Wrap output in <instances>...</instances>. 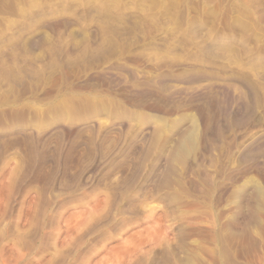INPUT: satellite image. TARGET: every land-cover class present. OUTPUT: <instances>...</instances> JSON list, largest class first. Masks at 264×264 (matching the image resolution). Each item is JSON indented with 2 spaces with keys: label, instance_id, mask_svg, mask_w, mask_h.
I'll list each match as a JSON object with an SVG mask.
<instances>
[{
  "label": "rangeland",
  "instance_id": "374dc122",
  "mask_svg": "<svg viewBox=\"0 0 264 264\" xmlns=\"http://www.w3.org/2000/svg\"><path fill=\"white\" fill-rule=\"evenodd\" d=\"M113 60L120 64L102 70ZM188 69L201 79L211 74L210 84L148 82ZM10 102L26 106L29 125L45 134L30 144L0 130V264H133V253L154 237L172 245L179 264H222L205 237L214 229L233 263L264 264V193L257 189L264 192V0H0V105ZM77 109L105 123L121 112L131 126L123 136L80 126L62 133L68 123L54 119ZM193 117L202 135L197 150L172 162L186 193L164 189L140 203L155 220L168 209L187 219L115 214L100 231L82 223V212L102 202L133 161L141 165L135 191L151 188L154 160L171 161ZM4 124L0 119V129ZM148 126L145 141L155 151L145 159L131 144L144 142L135 135ZM116 137L130 146L99 164ZM72 180L86 183L80 190Z\"/></svg>",
  "mask_w": 264,
  "mask_h": 264
},
{
  "label": "bare ground",
  "instance_id": "6f19581e",
  "mask_svg": "<svg viewBox=\"0 0 264 264\" xmlns=\"http://www.w3.org/2000/svg\"><path fill=\"white\" fill-rule=\"evenodd\" d=\"M124 56V55H123ZM112 60V59H111ZM119 60V59H118ZM110 61V62H107V63H103L106 64L105 67L102 68V70H105V68H112L113 66H116V65H119V61ZM123 64V63H122ZM3 66V65H2ZM116 68V67H115ZM90 69V68H89ZM92 69V68H91ZM93 70V69H92ZM102 72V71H101ZM104 72V71H103ZM165 72V71H164ZM28 73V72H27ZM97 73V72H96ZM138 73V72H137ZM136 73V74H137ZM21 74V73H20ZM175 74V73H174ZM204 74V73H203ZM26 75V74H25ZM132 75H135V72H132ZM141 75V74H140ZM156 75V74H154ZM202 76V72H199V74L197 72H194L190 69L188 70H184L183 72L179 73L178 75H173V74H164V75H160V76H156V77H153L151 78V80H149L148 82H163V81H170L172 83H185L184 81H195V82H199L197 83V85L199 84V86L201 87L203 84L202 81H205L204 83L206 84L207 83V79L208 77L210 78L212 75L211 74H207L203 79L199 78ZM205 75V74H204ZM137 76V75H136ZM135 76V77H136ZM153 76V75H152ZM151 76V77H152ZM197 76H199L197 78ZM208 76V77H207ZM224 76V75H223ZM21 77V76H20ZM85 77V76H84ZM131 77V76H130ZM134 77V78H135ZM139 77V76H138ZM143 77V76H142ZM141 77V79H142ZM144 77H146V75H144ZM81 79V78H80ZM79 79V80H80ZM137 79V78H136ZM20 80V79H18ZM140 80V77L137 79V81ZM215 80V79H214ZM234 80V79H233ZM12 81V80H11ZM15 81V80H14ZM17 81V80H16ZM27 81V80H26ZM135 81V80H133ZM143 81V80H142ZM188 81V82H189ZM192 81V82H193ZM216 81V80H215ZM18 83L20 81H17ZM125 82V81H124ZM141 82V81H140ZM202 82V83H201ZM209 82V81H208ZM213 83V81H210ZM133 83V82H132ZM143 83V82H142ZM166 83V82H164ZM172 83H170V85H172V88L174 90H177L179 87H177V84L173 85ZM187 84V83H186ZM202 84V85H201ZM208 84V83H207ZM210 84V83H209ZM208 84V85H209ZM166 85V84H165ZM17 86V85H16ZM137 86V85H136ZM144 86V85H143ZM180 86V85H179ZM141 87V86H140ZM171 87V86H170ZM168 87V88H170ZM198 87V86H197ZM204 87V86H203ZM229 87V86H228ZM131 88V87H130ZM143 88V87H141ZM160 88V87H159ZM170 88V89H172ZM196 88V87H195ZM14 89V88H13ZM133 89V88H132ZM169 89V90H170ZM198 89V88H196ZM203 89V88H202ZM247 89H248V92L251 93L252 90L250 88V86L248 87L247 86ZM128 90H130L128 88ZM144 90V89H143ZM168 90V89H166ZM173 90V91H174ZM183 90V89H182ZM189 90V89H188ZM201 90V89H200ZM135 91V90H134ZM179 91V90H177ZM176 91V93H177ZM138 92V91H137ZM139 92H142L140 91L139 89ZM138 92V93H139ZM171 93V92H170ZM174 93V92H173ZM136 94V93H134ZM179 94V93H178ZM243 95V93H242ZM134 96V95H133ZM71 97V96H70ZM87 97V96H86ZM82 99V98H81ZM92 99V98H91ZM21 100V99H20ZM84 100V99H83ZM79 101V100H77ZM87 101V99H86ZM6 103V102H5ZM11 103V102H10ZM17 103V102H16ZM16 103H11L9 106L7 105H0V119L4 120L5 121V124L3 126H1V131L2 132H17L19 133L18 135H23L25 138H26V141L28 143H33L34 142V137L36 138H40L41 137V129L37 130L38 128H34V127H31L27 122V111H26V106L25 107H20L19 104H16ZM69 103H72L73 102H69ZM24 104V103H23ZM83 104V103H82ZM25 105V104H24ZM87 105V104H86ZM78 106H81L78 105ZM59 107V106H58ZM57 107V108H58ZM56 108V107H55ZM83 108V107H82ZM28 110V109H27ZM53 111V110H52ZM57 111V110H56ZM59 111V110H58ZM83 111V110H82ZM64 112V111H63ZM62 113V112H61ZM108 118V117H107ZM110 119V118H109ZM7 120H9L7 122ZM57 123H68L67 125V128L66 130H62V133L64 134H69L71 132L70 129H72L71 127H81L82 129L83 128H89L90 130L92 129L93 130V133L96 132V133H99L100 136L101 134L102 135H107L108 137L115 133L118 132L120 133L119 136L124 133L128 128L129 126H131V124L128 122L127 120V116L124 114V113H121V112H118V113H115L113 114L112 118L109 120H107L108 123H105L104 121H101L100 119L96 118L94 115L92 114H89V112L87 114H83L81 111H79L78 109L76 111H71L69 113V115H58L56 116V118L54 119ZM130 120V119H129ZM153 119H150L149 121H152ZM131 122V121H130ZM130 124V125H129ZM190 128L188 129L187 132H185L181 138L179 139L178 143H177V146H176V149H174L175 151L173 152V154L171 155V157L169 159H171V161L168 160V162L162 166L160 164V159H156L154 160V165L155 167H157V172L156 173H153L151 175H149L146 179V182L149 181V185H151V188H147V187H144L145 189L140 192V190H137L135 191L134 187H135V184H136V176L139 174V169L141 167L138 166V163L136 162L135 160V163L134 161L132 162V166L131 168H129V173L126 174V176L123 178L120 177L121 179L113 184L115 185L106 195L105 199L103 198V201L102 202H99V203H96L92 209H90L87 213L85 212H82V216L83 219H82V223L83 224H87L90 223V224H93L94 227L93 229L95 231H100V230H103L106 226L112 224V222L114 221V218H115V214H120V215H124V216H129L131 218H138V219H146L148 221H154V222H158L160 223L159 221L157 220H161L163 217L164 218H169V220L172 222L171 224H175V222L178 220H182V219H187L188 216H179L178 214L174 213L171 209H168V210H165L163 211L162 213H159V216L157 217V220H155V216H156V212L154 210H152L150 213H147V211H143L140 209V203H142V201H152L154 200L155 198H161V195H162V191L164 189H167V190H172V189H175V193H186V190H187V185H186V181L184 180V177L182 174H179L177 171H175V168H174V163L172 164L173 161H183V160H186L189 156H191V154H194V152L197 150V147H198V143H199V140L201 138V131H200V125H199V121L197 118L193 117L191 119V123H190ZM50 126V125H49ZM61 126V125H60ZM153 126V125H152ZM56 127V126H55ZM64 127V125H63ZM142 127V126H141ZM151 126H148V127H145V128H142V130L138 131L135 135V139H142L144 140V142L142 141H139V140H136V142L132 143L131 145L132 146H135V149H139L138 151L136 152H140L141 156L140 158H147V159H150L151 157V154L154 153V146L152 144H149L150 142H147L145 141V136H147V134L150 132V130L148 128H150ZM60 128V127H59ZM152 128V127H151ZM58 129V128H56ZM65 129V128H64ZM74 129V128H73ZM88 129V130H89ZM48 130V129H47ZM60 130V129H58ZM60 130V131H61ZM76 130V129H75ZM92 130H91V133H92ZM133 130V129H131ZM137 130V129H136ZM59 131V132H60ZM86 131V130H85ZM84 131V132H85ZM128 131V130H127ZM130 131V130H129ZM77 132V131H76ZM134 132V130L132 131ZM44 133V132H42ZM87 133V132H86ZM12 134V133H11ZM14 134V133H13ZM45 134V133H44ZM71 134V133H70ZM110 134V135H108ZM133 134V133H132ZM219 134V133H218ZM260 134V133H259ZM15 135V134H14ZM86 135V134H85ZM90 135V134H89ZM115 135V134H114ZM118 135V134H117ZM126 135V134H124ZM65 136V135H64ZM70 136V135H69ZM93 137V135L91 134L90 137ZM95 136V134H94ZM97 136V135H96ZM118 136V137H119ZM123 136V134H122ZM133 136V135H132ZM91 137V138H92ZM99 137V136H98ZM113 137V136H112ZM94 138V137H93ZM117 138V137H116ZM120 138H123V137H120ZM144 138V139H143ZM148 138V137H147ZM41 139V138H40ZM96 139V137H95ZM100 139V138H99ZM108 138H106L107 140ZM111 139V138H110ZM253 139V138H251ZM264 139V138H263ZM84 140V139H83ZM94 140V139H93ZM105 140V138H104ZM105 140V141H106ZM81 141V140H80ZM91 141V140H89ZM97 141V140H96ZM103 141V142H105ZM76 142V140H75ZM74 142V143H75ZM93 142V141H92ZM90 142V143H92ZM95 142V141H94ZM126 142V141H125ZM124 142V140H115V138L111 139L109 142L107 140V144L105 147H107L108 149V153H106L107 149L105 150V153L108 155H106L107 157L104 158V155L103 157L99 160V164L100 162H105L107 161L109 155H121L123 154L124 150L126 151L128 149L127 146H130V145H127L126 143ZM89 143V142H87ZM89 143V144H90ZM101 143V142H99ZM143 143V144H142ZM88 144V145H89ZM96 144V143H95ZM93 144V145H95ZM85 145H86V148H87V144L85 142ZM91 145V146H93ZM98 145V144H97ZM139 145H143L142 147L140 148H137L139 147ZM28 146V144H27ZM35 146V145H34ZM74 146V144L72 145ZM78 146H80L78 144ZM83 146V145H82ZM125 146V147H124ZM31 146H29V149H30ZM85 147V146H84ZM98 147V146H97ZM96 147V149H97ZM240 147V146H239ZM245 147V146H244ZM252 147V146H250ZM81 148V146H80ZM90 148V147H89ZM92 149V148H91ZM95 149V148H94ZM131 149V148H130ZM141 149V150H140ZM33 150V149H32ZM83 150V149H82ZM86 150V149H85ZM87 150H90V149H87ZM93 150V149H92ZM199 150V149H198ZM34 151V150H33ZM55 151V150H54ZM79 151V150H78ZM94 151V150H93ZM132 151V150H131ZM242 151V150H241ZM250 151V150H249ZM84 152V151H83ZM88 152V151H87ZM90 155L91 156V151H89ZM99 152V150H98ZM134 152V151H133ZM53 153V152H52ZM86 152H84L85 154ZM100 153V152H99ZM54 154V153H53ZM52 154V155H53ZM57 154V153H56ZM81 155V153H79ZM128 154V153H127ZM136 154V153H134ZM139 155V153H137ZM27 155V154H26ZM87 155V154H85ZM85 155H82V157H80L79 159L81 160V162L83 163L85 160H88L87 158L90 157V156H85ZM96 154L94 153V156ZM137 155V156H138ZM97 156V155H96ZM123 156V155H122ZM125 156V155H124ZM135 155V158L137 157ZM26 157V156H25ZM49 157V156H48ZM92 157V156H91ZM99 157V156H98ZM50 158V157H49ZM139 158V157H138ZM95 160V158H92ZM52 160V159H51ZM79 160V161H80ZM109 160V159H108ZM130 160V159H129ZM89 161V160H88ZM132 161V160H131ZM90 162V161H89ZM87 163V162H86ZM85 163V164H86ZM214 163V162H213ZM81 164V163H80ZM80 166V165H79ZM101 166V165H100ZM162 166V167H160ZM81 169H82V166H81ZM225 169V168H224ZM234 169V168H233ZM231 169V170H233ZM75 171V170H74ZM95 171V170H94ZM234 171V170H233ZM75 173V172H74ZM15 174V173H14ZM124 174V173H123ZM81 175V173H80ZM83 176V175H82ZM91 176V175H90ZM71 178V177H70ZM211 178H209L210 180ZM74 180V179H73ZM72 180V181H73ZM212 180V179H211ZM69 181L68 184L69 186H71V188L73 187H79L80 190L83 189V187L85 186V183H80V182H76L74 183V181ZM81 181V180H80ZM66 183V182H65ZM199 186V185H198ZM197 187V186H196ZM65 189V188H64ZM258 189V193L260 194L259 196H261V194H263L264 192L261 190V188H257ZM201 190V189H200ZM74 191V190H73ZM257 192V191H256ZM264 196V195H263ZM191 203H187V206H189ZM193 206V208H192ZM190 206L191 209H194L195 211H197V206L195 205H192ZM76 213V212H75ZM189 213L191 214L192 211H189ZM197 213V212H196ZM200 213V212H199ZM203 213H206V212H203ZM86 214V215H85ZM201 215L202 212H201ZM207 215V214H206ZM205 215V216H206ZM78 216V215H77ZM209 216V215H208ZM193 217V216H191ZM201 217V216H200ZM216 217V216H215ZM212 218V217H211ZM194 219H196L197 221H199L200 219H204V218H196L194 217ZM217 219V218H216ZM195 220V221H196ZM205 220V219H204ZM78 221V220H77ZM81 221V220H80ZM168 221V220H167ZM218 220H216L215 222H217ZM202 222V221H201ZM211 222V220L209 221ZM213 222V221H212ZM78 223V222H77ZM27 224V222H26ZM31 224V223H30ZM170 224V223H169ZM212 224V223H211ZM214 226H215V223H213ZM212 224V225H213ZM218 225V224H217ZM83 226V225H82ZM157 226V225H156ZM172 228V227H171ZM92 229V230H93ZM176 229V230H175ZM175 230L177 236L179 237H183L185 235V231L182 230L181 228H173V231ZM157 231L154 232V234L156 233ZM161 232V231H160ZM196 232V231H195ZM199 232V231H198ZM28 233V232H27ZM137 233H141L142 234V231L140 232H137ZM200 233V232H199ZM152 235L155 236V235ZM161 234V233H160ZM163 234V233H162ZM166 234V233H165ZM140 236V235H139ZM142 236V235H141ZM159 236V235H158ZM81 237V236H79ZM205 237H209L211 239V241H213V243H215L216 247H217V252H216V256L218 259L221 260L222 264H235L233 263V255L232 253L230 252V250L226 247V245H224V242L222 241L223 239L221 238V234L218 232V230L214 229L212 230L211 232H208L207 236L205 235ZM209 239V240H210ZM83 240V239H82ZM165 240H162L161 237H154V239H150V241L148 240V243H145V245H149V247L143 251H140V252H134L133 254L135 255V260L133 262V264H147L148 260L151 259L155 262V264H179V262H177V260H174V253H175V249L172 247L171 244L169 243H165L164 242ZM81 242V241H80ZM142 243V242H141ZM143 243V244H144ZM212 244V243H211ZM158 245H161L162 248H163V253L161 255H157V253L155 252L156 248ZM125 246V245H124ZM137 246V245H136ZM127 247V246H126ZM135 247V246H134ZM145 247V246H144ZM121 248V247H120ZM124 248V247H123ZM139 248V247H138ZM143 248V247H141ZM114 249V248H113ZM112 249V250H113ZM137 249V247H136ZM133 250V249H132ZM139 250V249H138ZM126 251V250H125ZM131 251V250H130ZM179 252V251H178ZM114 253V251H113ZM116 253V252H115ZM120 253V252H119ZM132 253V252H131ZM129 253V255L131 254ZM110 254V253H109ZM132 254V255H133ZM176 255V254H175ZM114 256V255H113ZM131 256V255H130ZM126 257V256H125ZM235 259V258H234ZM97 262V261H96ZM99 262V261H98ZM104 262V261H103ZM235 262V261H234ZM106 263V262H105ZM97 264H101L100 262L97 263Z\"/></svg>",
  "mask_w": 264,
  "mask_h": 264
}]
</instances>
